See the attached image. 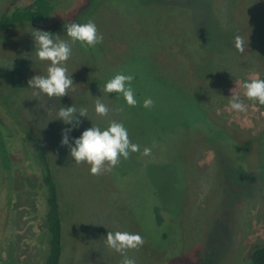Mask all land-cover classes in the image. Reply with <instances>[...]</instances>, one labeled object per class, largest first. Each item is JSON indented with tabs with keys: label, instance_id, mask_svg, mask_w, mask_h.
<instances>
[{
	"label": "rangeland",
	"instance_id": "374dc122",
	"mask_svg": "<svg viewBox=\"0 0 264 264\" xmlns=\"http://www.w3.org/2000/svg\"><path fill=\"white\" fill-rule=\"evenodd\" d=\"M23 1L0 0V13ZM58 11L54 25L0 34V88L48 153L65 226L62 264H120L123 257L105 244L108 231L142 236L143 246L127 253L136 264H247L250 247L264 242V203L255 148H237L235 137L253 138L264 129V105L248 100L242 87L264 79L257 57L264 0H66ZM89 20L103 41L72 45L64 67L74 90L35 97L28 81L46 76L50 62L37 58L31 33L71 42L66 26ZM237 35L246 41L242 53ZM118 73L134 76L135 107L103 91ZM232 94L246 112L230 109ZM97 98L108 116L95 113ZM146 98L154 101L151 109L143 107ZM72 105L87 108L88 118L68 134L70 143L115 120L140 152L99 176L86 162L76 164L60 143L62 130L72 126L55 119ZM154 138L159 150L143 156Z\"/></svg>",
	"mask_w": 264,
	"mask_h": 264
},
{
	"label": "clouds",
	"instance_id": "9594fccd",
	"mask_svg": "<svg viewBox=\"0 0 264 264\" xmlns=\"http://www.w3.org/2000/svg\"><path fill=\"white\" fill-rule=\"evenodd\" d=\"M31 34L34 38L37 58L40 61L50 62L46 76L35 75L28 81L29 87L38 90L33 93L35 97H39L40 93L46 94L49 98H61L68 95L70 89L74 90L75 83L64 64L71 58L72 45L80 42L85 47H95L103 41V36L99 34L96 24L91 20L84 24L70 23L66 26V34L71 42L61 39L59 35L54 36L48 31L34 30ZM245 44L244 37L235 36L234 45L239 52L242 53L245 50ZM133 80V75L118 73L105 84L103 91L122 95L128 106L135 107L138 101L131 87ZM242 87L244 96L248 100L264 105V79L252 78L245 81ZM229 105L231 110L238 113L247 110L245 104L234 94L229 100ZM153 106L154 101L151 98L144 99V108L151 109ZM94 110L101 117L108 116L110 111L99 98L95 100ZM116 111L122 112L123 108H118ZM81 117L88 118V109H77L72 105L61 107L55 119H60L64 124L72 126L62 130L61 146L68 147L70 157L76 164L82 162L89 164L92 175L99 176L105 172H111L120 164L121 158L128 159L131 153L140 152V146L131 142L123 123L115 120L110 121L103 130L97 126L84 130L79 138H75L70 143L68 134L72 129L80 126ZM141 154L150 156L151 148L145 147ZM144 243L141 235L126 231H108L105 238L106 246L123 257L120 264H136L135 259L130 258L127 253L129 250H138Z\"/></svg>",
	"mask_w": 264,
	"mask_h": 264
},
{
	"label": "flooded vegetation",
	"instance_id": "af4514ba",
	"mask_svg": "<svg viewBox=\"0 0 264 264\" xmlns=\"http://www.w3.org/2000/svg\"><path fill=\"white\" fill-rule=\"evenodd\" d=\"M34 141L43 149L0 88V264H45L47 204Z\"/></svg>",
	"mask_w": 264,
	"mask_h": 264
},
{
	"label": "trees",
	"instance_id": "16d2710c",
	"mask_svg": "<svg viewBox=\"0 0 264 264\" xmlns=\"http://www.w3.org/2000/svg\"><path fill=\"white\" fill-rule=\"evenodd\" d=\"M66 0H27L16 4L9 5L4 11L0 13V34H5L7 31L22 26L45 27L54 25L56 18L60 12L59 6ZM201 42V41H200ZM201 48V47H200ZM203 49V48H202ZM258 61L261 69L264 71V36L259 41V49L257 53ZM30 128V127H29ZM194 126L192 127V129ZM193 131V130H192ZM191 131V133H192ZM217 128H213V135ZM227 137H233L231 133H227ZM236 147L245 146L248 144V149L256 151V161L259 170V196L264 203V129L253 138L245 137L244 140L240 137H235ZM160 140L155 139L149 141L151 150H159L158 146ZM32 149L37 153L38 161L42 166V178L45 188V200L47 204L46 221L47 230L49 234L48 249L45 256V264H62L64 249L63 241L65 238L64 220L61 216L59 206V191L55 185L53 171L49 160H47L45 152L37 141L32 144ZM156 150V151H157ZM165 155V154H164ZM160 159L152 163H159ZM154 226L159 228L162 226V218L157 209L153 211ZM166 235L161 233V239H165ZM247 264H264V242L252 245L246 253Z\"/></svg>",
	"mask_w": 264,
	"mask_h": 264
}]
</instances>
